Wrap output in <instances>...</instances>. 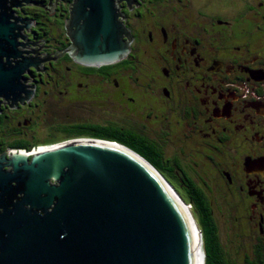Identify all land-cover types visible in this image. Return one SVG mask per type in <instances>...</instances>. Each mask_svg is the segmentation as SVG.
Listing matches in <instances>:
<instances>
[{
	"label": "flooded vegetation",
	"instance_id": "1",
	"mask_svg": "<svg viewBox=\"0 0 264 264\" xmlns=\"http://www.w3.org/2000/svg\"><path fill=\"white\" fill-rule=\"evenodd\" d=\"M30 1L41 5L10 8L31 20L16 43L42 40L36 57L57 58L37 65L44 71L28 66L20 74L21 84L34 86L24 88L33 91L28 101L11 108L0 96V156L30 159L69 142L113 141L103 139L113 133L145 137L203 190L226 264H264V0H222L217 11L210 9L217 0H133L131 10L115 0L132 40L120 60L100 65L67 51L72 0ZM32 49L39 46H16Z\"/></svg>",
	"mask_w": 264,
	"mask_h": 264
},
{
	"label": "water",
	"instance_id": "2",
	"mask_svg": "<svg viewBox=\"0 0 264 264\" xmlns=\"http://www.w3.org/2000/svg\"><path fill=\"white\" fill-rule=\"evenodd\" d=\"M7 2L0 0V96L11 100L13 108L16 101H28L33 94L24 88L34 86L19 82L24 69L44 71L37 65L57 57H36L42 40L16 43V37L25 41L19 30L28 29L31 20L14 17L10 8L41 2L10 0V7ZM126 2L129 10L130 3L138 6L133 0ZM116 10L115 0H72L65 27L67 51L75 61L114 63L129 51L132 38ZM17 21L25 25H16ZM27 44L39 49L16 50ZM4 154L0 162L8 164H0V264H197V224L187 203L129 147L88 140L47 148L30 159L15 153L5 160ZM198 234L202 247L200 229ZM202 253L204 264L203 248Z\"/></svg>",
	"mask_w": 264,
	"mask_h": 264
},
{
	"label": "trees",
	"instance_id": "3",
	"mask_svg": "<svg viewBox=\"0 0 264 264\" xmlns=\"http://www.w3.org/2000/svg\"><path fill=\"white\" fill-rule=\"evenodd\" d=\"M117 131L118 129H114L112 132ZM122 138L130 145L129 148L131 150L140 154L163 174L182 195L181 198L189 205L193 218L201 231L202 248L205 252L204 264H226L222 256L218 236L216 235L217 223L214 220L209 200L201 187L190 179L187 172L177 161L167 159L158 147L145 137L136 136L128 132L127 136L124 137L120 133H113L103 139L121 141ZM182 188L184 191L181 190Z\"/></svg>",
	"mask_w": 264,
	"mask_h": 264
},
{
	"label": "rangeland",
	"instance_id": "4",
	"mask_svg": "<svg viewBox=\"0 0 264 264\" xmlns=\"http://www.w3.org/2000/svg\"><path fill=\"white\" fill-rule=\"evenodd\" d=\"M212 2H213V4L214 3H216L215 2V0L213 1L212 0ZM194 3H196V4H198V5H201L202 3H203V0H194ZM218 3H222V0H217V4L215 5V6H211L210 7V9H213V10H222L223 9V7H222V5L221 4H218ZM224 3H227L228 4V6L231 4V1L229 2L228 0H224ZM223 6H225V4H223ZM209 9V10H210ZM62 139H64V137H58V138H56L55 140H52V141H60V140H62ZM170 153H172L171 151H170V149H168L167 148V152H166V155L167 154H170ZM163 175V174H162ZM164 176V175H163ZM165 177V176H164ZM167 180V179H166ZM168 181V180H167ZM169 182V181H168ZM169 184L173 187L174 185L173 184H171L170 182H169ZM174 188V190L176 191V193L180 196V197H182V195L177 191V189L175 188V187H173ZM181 190H183V188L181 189ZM184 191V190H183ZM182 193V192H181ZM183 199V198H182ZM184 200V199H183ZM185 201V200H184ZM186 203V202H185ZM188 207H189V205H187ZM198 227V226H197Z\"/></svg>",
	"mask_w": 264,
	"mask_h": 264
},
{
	"label": "bare ground",
	"instance_id": "5",
	"mask_svg": "<svg viewBox=\"0 0 264 264\" xmlns=\"http://www.w3.org/2000/svg\"><path fill=\"white\" fill-rule=\"evenodd\" d=\"M172 191V190H171ZM172 193H173V191H172ZM175 195V194H174ZM177 196V195H176ZM193 218V216H191V219ZM194 219V218H193ZM194 221H195V219H194ZM195 231L197 232H195V239L197 240L196 241V244H195V246H196V257H197V264H203V253H202V247H201V245H200V243H199V238H198V233H199V229H198V227L195 225Z\"/></svg>",
	"mask_w": 264,
	"mask_h": 264
},
{
	"label": "clouds",
	"instance_id": "6",
	"mask_svg": "<svg viewBox=\"0 0 264 264\" xmlns=\"http://www.w3.org/2000/svg\"><path fill=\"white\" fill-rule=\"evenodd\" d=\"M188 205V204H187Z\"/></svg>",
	"mask_w": 264,
	"mask_h": 264
}]
</instances>
